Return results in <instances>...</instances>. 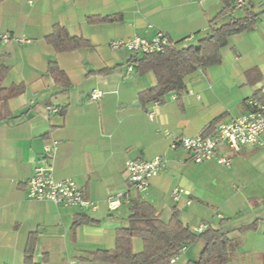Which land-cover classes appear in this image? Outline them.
<instances>
[{
	"label": "crops",
	"instance_id": "0c3cea01",
	"mask_svg": "<svg viewBox=\"0 0 264 264\" xmlns=\"http://www.w3.org/2000/svg\"><path fill=\"white\" fill-rule=\"evenodd\" d=\"M221 10L220 0H0V35L14 38L0 43V67L9 68L3 88L25 87L7 111L0 104V264H24L34 233L36 264H104L82 259L100 250L114 252L118 230L129 225L130 203L117 210L108 206L118 193L152 204L164 222L177 214L192 230L222 228L232 241L228 264H264V143L239 152L222 145L219 154L233 158L230 168L215 160L196 164L182 148H172L173 136H200L216 119L217 127L245 115L249 99L264 102V10L252 32L229 40L221 65L187 77L185 91L176 100L168 95L163 105L143 106L139 100L157 85L154 72L138 75L134 56L110 47L113 41L152 39L159 32L182 47L197 44ZM94 16L121 20L89 24L87 18ZM57 24L95 49L57 54L46 42ZM22 38L30 43L15 41ZM50 61L69 78V91L47 75ZM117 66V74H94ZM96 89L104 93L97 103L90 100ZM47 145L55 149L50 161ZM156 157L168 160L167 170L138 192L127 161ZM48 165L55 181L76 182L96 210L30 200L29 179L38 166ZM175 189L190 195L174 202ZM83 217L95 222L74 230ZM254 223L256 231H242ZM132 248L141 253L142 239L133 238ZM203 248L201 242L188 246L176 264L197 260Z\"/></svg>",
	"mask_w": 264,
	"mask_h": 264
},
{
	"label": "trees",
	"instance_id": "16d2710c",
	"mask_svg": "<svg viewBox=\"0 0 264 264\" xmlns=\"http://www.w3.org/2000/svg\"><path fill=\"white\" fill-rule=\"evenodd\" d=\"M237 0H220L222 10L209 22V33L198 41L197 44L185 47L174 43L163 53L132 57L131 63L135 65L137 74L144 75L149 71L154 72L157 85L140 94L139 100L143 106L147 104L163 105L168 95H179L186 89L185 81L190 75L209 67L219 66L223 62L222 50L229 40L242 33L252 32L261 14L254 12L249 0L242 9L235 6ZM248 1V4H247ZM237 10L243 12L235 16ZM120 17H88L89 24L105 22H118ZM46 42L57 54H68L75 51L94 50L95 46L87 39L73 37L65 27L55 25L52 33L46 37ZM121 72V67L106 68L96 73L99 76H110ZM9 75V68L0 67V104L4 111L8 109L10 100L22 95L25 87L14 85L9 89L3 88V83ZM47 75L51 77L55 85L69 91L71 82L67 75L60 69L57 62L50 61ZM219 119L213 121L203 131V135L212 133ZM130 211L127 227H122L116 235V248L114 252L100 250L90 259L104 264H171V260L180 254L184 247L201 242L203 251L197 260L186 264H228L231 261V240L228 233L222 228L208 229L202 234H196L186 226L174 214L169 222H164L157 214L154 206L140 198L130 201ZM95 221L83 217L73 227L76 230L83 224ZM258 223L242 229L243 232L256 231ZM38 235L31 234L25 251L24 264H36L34 262L35 247ZM133 238H141L143 251L135 254L132 248Z\"/></svg>",
	"mask_w": 264,
	"mask_h": 264
},
{
	"label": "built area",
	"instance_id": "2783aa9c",
	"mask_svg": "<svg viewBox=\"0 0 264 264\" xmlns=\"http://www.w3.org/2000/svg\"><path fill=\"white\" fill-rule=\"evenodd\" d=\"M246 4V0H237L235 6L242 9ZM14 41L10 33L0 35V43L8 44ZM18 43H30L27 39H16ZM173 41L163 32H159L152 39L134 36L127 40H118L110 43L111 49L115 51L127 50L134 57H142L146 55H154L165 52ZM134 67H130L129 71H133ZM264 97V86L261 89ZM104 93L99 90H93L90 94L92 102H99ZM177 95L172 96L176 100ZM249 111L238 118L233 119L229 123L218 125L215 130L208 135H200L194 138H178L172 137V148H182L189 154L196 164H203L209 161H217L223 167L230 168L233 164V158L219 154L222 145L234 152H239L243 147H257L264 143V102L255 98L247 101ZM52 112L56 110L49 108ZM153 114H151L152 116ZM165 134H169L165 131ZM54 146L47 145L45 147V159L50 161L53 158ZM168 168V160L164 157H156L153 160L132 159L127 161L125 169L129 176V181L138 192L147 191L152 180L166 171ZM27 196L32 201L50 202L58 206L79 207L82 209L96 210V205L85 197L83 190L73 180L57 182L53 178V167L38 166L34 175L27 183ZM190 195L189 192L181 189H175L172 194L174 202H179L183 195ZM130 200L126 193H118L110 196L108 206L111 210H117L124 204H129ZM188 205L192 201L187 202ZM208 229L207 225H201L193 229L196 234H202ZM187 250L184 247L180 254L171 260V264H176L182 258ZM70 264H77L71 261Z\"/></svg>",
	"mask_w": 264,
	"mask_h": 264
},
{
	"label": "rangeland",
	"instance_id": "374dc122",
	"mask_svg": "<svg viewBox=\"0 0 264 264\" xmlns=\"http://www.w3.org/2000/svg\"><path fill=\"white\" fill-rule=\"evenodd\" d=\"M253 3H254V5H255V9H254V11L256 12V13H260V12H262V10H264V0H251ZM261 1H263L262 2V4L260 3ZM260 5H262V6H260ZM243 12H241L240 10H237V13H236V15L235 16H239V15H241Z\"/></svg>",
	"mask_w": 264,
	"mask_h": 264
},
{
	"label": "water",
	"instance_id": "95a60500",
	"mask_svg": "<svg viewBox=\"0 0 264 264\" xmlns=\"http://www.w3.org/2000/svg\"><path fill=\"white\" fill-rule=\"evenodd\" d=\"M136 106H137V107H140V103H139V102H137V103H136Z\"/></svg>",
	"mask_w": 264,
	"mask_h": 264
}]
</instances>
